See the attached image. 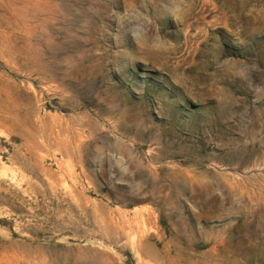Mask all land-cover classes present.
<instances>
[{"label":"rangeland","instance_id":"rangeland-1","mask_svg":"<svg viewBox=\"0 0 264 264\" xmlns=\"http://www.w3.org/2000/svg\"><path fill=\"white\" fill-rule=\"evenodd\" d=\"M0 264H264V0H0Z\"/></svg>","mask_w":264,"mask_h":264},{"label":"clouds","instance_id":"clouds-1","mask_svg":"<svg viewBox=\"0 0 264 264\" xmlns=\"http://www.w3.org/2000/svg\"><path fill=\"white\" fill-rule=\"evenodd\" d=\"M174 4V3H173ZM182 9L179 5L174 4V6L170 9V15L177 21V13L181 12ZM147 20V27L144 25L138 24L136 25L135 29L132 31L131 35L132 37L139 43L141 39H144L145 42H149L151 47H153L155 50H163L165 48L164 40L161 36L156 35L151 40L148 39V32H149V25L151 23L150 19L145 17ZM246 72L245 68H241L239 70V73L241 76H244Z\"/></svg>","mask_w":264,"mask_h":264}]
</instances>
